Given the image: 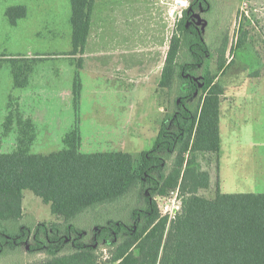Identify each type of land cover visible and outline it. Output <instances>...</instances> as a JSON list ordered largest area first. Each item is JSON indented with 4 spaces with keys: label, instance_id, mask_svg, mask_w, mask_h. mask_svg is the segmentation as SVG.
Listing matches in <instances>:
<instances>
[{
    "label": "trees",
    "instance_id": "obj_1",
    "mask_svg": "<svg viewBox=\"0 0 264 264\" xmlns=\"http://www.w3.org/2000/svg\"><path fill=\"white\" fill-rule=\"evenodd\" d=\"M188 1L176 21L159 81V87L168 91L178 82L175 108L168 111L152 148L141 153L137 166L128 152H81L80 131L75 124L64 134L62 149L47 154L31 152L35 124L16 113V149L0 152V254L22 243L30 252L45 254L35 264H98L96 243L104 241L112 248V264H264V193L217 190L213 198L198 194L208 187L209 174L197 168L196 154L220 150L219 113L225 85L209 70L197 79V68L204 65L212 47L193 16L206 10L209 0ZM69 2V54L78 56L76 65L81 68L94 0ZM5 15L15 25L26 15V7L10 6ZM182 48L185 52L181 60ZM215 50L218 72L223 73L227 40ZM44 59L0 56V68L9 62L14 87L23 88L36 63ZM80 88L76 76L72 88L75 106ZM13 119L10 110L6 129ZM165 157H173L167 171ZM135 188L145 192V204L131 208L127 222L106 215L95 226L93 242H86L76 219L125 197ZM176 188L185 195L182 210L168 221L161 215L155 197ZM25 189L49 204L52 214L61 221L40 222L34 229L19 225ZM68 242L71 250L64 252Z\"/></svg>",
    "mask_w": 264,
    "mask_h": 264
},
{
    "label": "rangeland",
    "instance_id": "obj_2",
    "mask_svg": "<svg viewBox=\"0 0 264 264\" xmlns=\"http://www.w3.org/2000/svg\"><path fill=\"white\" fill-rule=\"evenodd\" d=\"M170 3L172 35L189 1L170 0ZM13 5L26 7V15L17 19L15 25L5 15L6 9ZM69 15V0H0V56L46 58L36 63L26 88L14 87L9 62L0 68V152L16 149L19 130L15 115L20 113L30 117L36 127L31 152L47 154L62 149L64 134L75 124L80 131L81 152L124 151L132 155L137 166L141 153L152 148L168 111L175 108L178 82L171 91L159 87L152 53L140 55L139 77L133 81L127 75L119 78L114 69H89L92 64L89 58L78 73L82 86L75 106L72 88L77 60L74 62L68 56L72 49ZM193 20L212 47L204 65L197 68V79L209 70L225 85L221 98L220 151L196 154L197 168L209 174L208 187L200 189L198 194L213 198L217 190L263 192L264 0H209V7L196 12ZM224 39L227 40L226 66L219 73L215 48ZM184 52L182 48L181 60ZM244 95L247 100L244 107L237 109L233 116L232 107ZM10 110L14 119L6 129V115ZM229 120H232L230 127ZM172 158H164L166 171ZM22 194L23 216L19 225L34 229L40 222L61 221L52 214L50 205L31 190L25 189ZM184 196L176 188L155 197L168 221L165 205L180 204L178 211L181 212ZM144 204L145 192L135 188L125 197L79 216L75 224L83 230L85 241L91 243L95 226L106 215L127 222L130 209ZM70 250L68 242L63 251ZM111 251L106 242L96 243L98 264H112L109 262ZM44 258V253L30 252L21 243L5 248L0 254V264H35Z\"/></svg>",
    "mask_w": 264,
    "mask_h": 264
},
{
    "label": "crops",
    "instance_id": "obj_3",
    "mask_svg": "<svg viewBox=\"0 0 264 264\" xmlns=\"http://www.w3.org/2000/svg\"><path fill=\"white\" fill-rule=\"evenodd\" d=\"M170 4V0H94L84 53L81 56L82 67H77L76 76L79 82V70L84 67L83 65H85L86 60L89 58L92 62V64H89V69H114L119 78L127 75L133 81V79L139 77V62L142 61L140 55L152 53L155 55L153 59L156 61L153 62L155 63L153 64L154 74L157 71L159 85L161 71L171 38L172 11ZM68 56L72 60L74 59V62L78 59V56L70 54ZM106 63L111 64L106 65ZM29 83L28 85H30ZM240 97L237 100V104L230 111V114L233 112V116H236L237 109L247 101L245 95ZM220 119L221 102L219 134ZM231 123L232 120H229V127ZM235 193L257 194L264 193V191Z\"/></svg>",
    "mask_w": 264,
    "mask_h": 264
},
{
    "label": "built area",
    "instance_id": "obj_4",
    "mask_svg": "<svg viewBox=\"0 0 264 264\" xmlns=\"http://www.w3.org/2000/svg\"><path fill=\"white\" fill-rule=\"evenodd\" d=\"M159 208V207H158ZM181 208V205L180 204H174V203H172L171 204V206H170V204H166L165 205V210L166 211H164V214L166 215V214H168V216H169V221L171 220V219H173L176 215H177V213L179 212L178 210ZM160 210V209H159ZM161 213V212H160ZM162 215V214H161ZM163 216V215H162Z\"/></svg>",
    "mask_w": 264,
    "mask_h": 264
}]
</instances>
